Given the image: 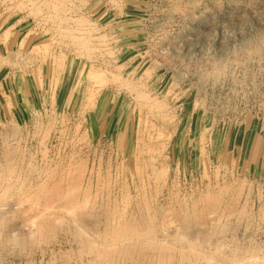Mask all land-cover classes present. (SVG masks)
Wrapping results in <instances>:
<instances>
[{"label":"rangeland","instance_id":"obj_1","mask_svg":"<svg viewBox=\"0 0 264 264\" xmlns=\"http://www.w3.org/2000/svg\"><path fill=\"white\" fill-rule=\"evenodd\" d=\"M261 19L264 0H0V193L13 230L49 236L12 264H260L264 65L220 78L202 50Z\"/></svg>","mask_w":264,"mask_h":264},{"label":"clouds","instance_id":"obj_2","mask_svg":"<svg viewBox=\"0 0 264 264\" xmlns=\"http://www.w3.org/2000/svg\"><path fill=\"white\" fill-rule=\"evenodd\" d=\"M264 23V19H261ZM246 36V38H245ZM228 37L232 38L233 44L231 48L217 51L213 43L202 50L205 58L210 56L220 57V60L213 66L220 78L228 74L229 68L234 63H242L244 65H264V28H252L251 31L243 35V38H236L235 33L228 32ZM225 43V42H224ZM221 52L223 56L221 57ZM216 82H219L218 80ZM15 200L10 193H0V264H12V261L28 249L44 247L49 243L48 229L44 224H40L37 228H24L13 230L10 226L18 220L17 209L9 212V202ZM57 235L68 233L73 238L83 241L91 239L89 234L83 228L71 223L66 219L62 222L52 225ZM241 264H249L245 258ZM260 264H264V257L261 258Z\"/></svg>","mask_w":264,"mask_h":264},{"label":"bare ground","instance_id":"obj_3","mask_svg":"<svg viewBox=\"0 0 264 264\" xmlns=\"http://www.w3.org/2000/svg\"><path fill=\"white\" fill-rule=\"evenodd\" d=\"M218 61H219V60H218ZM245 66H247V65H245ZM250 66H251V65H250ZM250 68H251V67H250ZM262 69H263V68H262ZM241 70H242V69H241ZM249 71H250V70H249ZM214 72H215V71H214ZM232 73H233V72H232ZM237 73H238V72H237ZM244 73H245V72H244ZM244 73H243V74H244ZM215 74H217V72H216ZM231 75H232V74H231ZM244 75H245V74H244ZM261 75H262V74H261ZM215 77H216V76H215ZM248 77H249V76H248ZM223 78H224V77H223ZM233 78H234V77H233ZM253 79H254V78H253ZM243 81H244V80H243ZM230 82H232V81H230ZM243 85H244V84H243ZM246 86H247V85H246ZM240 88H241V87H240ZM240 88H239V89H240ZM243 88H244V87H243ZM236 89H237V88H236ZM240 90H241V89H240ZM0 169H2L1 166H0ZM5 169H6V168H5ZM3 170H4V167H3ZM3 170H0V174L3 173V172H2ZM7 170H8V169H7ZM4 175H5V174H4ZM2 176H3V174H2ZM3 177H4V176H3ZM6 177H7V176H6ZM1 179H3V178H1ZM4 179H5V177H4ZM1 182H2V181H1ZM6 188H7V187H3L4 190H5ZM0 189H1V187H0ZM116 219H117V218H116ZM113 221H114V219H113ZM118 221H119V219H118ZM109 223H110V222H109ZM115 225H116V224H115ZM33 226H34V225H33ZM33 226H32V228H33ZM194 242H195V241H194ZM194 242H192V243H194ZM189 243H190V242H189ZM189 243H188V244H189ZM196 243H197V242H196ZM196 243H194V244H196ZM214 243H215V242H214ZM214 243H213V244H214ZM218 244H219V243H218ZM192 245H193V244H191L190 247H191ZM253 245H254V244H253ZM188 246H189V245H188ZM237 246H238V244H237ZM254 246H255V245H254ZM192 247H194V245H193ZM192 247H191L190 249H192ZM215 247H216V246H215ZM215 247H214V248H215ZM217 247H218V246H217ZM220 247H221V246H220ZM195 248H196V246H195ZM248 248H249V246H248ZM248 248H247V249H248ZM259 248H260V247H259ZM193 249H194V248H193ZM193 249H192V250H193ZM240 249H241V248H240ZM260 249H261V248H260ZM260 249H259V250H260ZM199 250H200V249H199ZM194 251H195V249H194ZM194 251H193V252H194ZM231 251H232V249H231ZM235 251H236V250H235ZM237 251H238V250H237ZM198 252H199V251H198ZM198 252H197V253H198ZM226 252H227V251H226ZM260 252H261V251H260ZM221 253H222V252H221ZM228 253H229V252H228ZM194 254H195V253H194ZM211 254H212V255H211ZM211 254H210V255H211V258H209V257H208V258H209V259H213V261L215 260L216 262H218V261H219V258L217 257V254H219V249L216 250V248H215V251H214V252L212 251ZM200 255H201V254H200ZM200 255L197 254V256H200ZM225 255H226V254H225ZM203 257H204V256H203ZM194 258H195V257H194ZM196 258H197V257H196ZM220 258H221V257H220ZM255 258H256V257H255ZM202 259H203V258H202ZM233 260H234V261H239V264H241V262L244 260V256H242V257H240V258L234 256V259H233ZM207 261H208V259H207ZM222 261H223V260H222ZM227 261H228V260H227ZM229 261H230V260H229ZM248 261H249V260H248ZM251 261H252V259H251ZM196 262H197V261H196ZM199 262H200V261H199ZM201 262L203 263V261H201ZM201 262H200V263H201ZM210 262H211V260H210ZM252 262H253V261H252ZM193 263H194V262H193ZM212 263H213V262H212ZM214 263H215V262H214ZM236 263H237V262H236ZM194 264H195V263H194ZM198 264H199V263H198ZM220 264H233V262H226V261H224V263H223V262H221V260H220ZM234 264H235V263H234Z\"/></svg>","mask_w":264,"mask_h":264}]
</instances>
